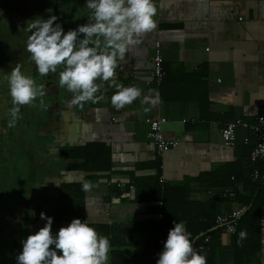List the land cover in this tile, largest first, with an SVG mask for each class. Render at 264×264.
I'll use <instances>...</instances> for the list:
<instances>
[{
	"label": "crops",
	"instance_id": "0c3cea01",
	"mask_svg": "<svg viewBox=\"0 0 264 264\" xmlns=\"http://www.w3.org/2000/svg\"><path fill=\"white\" fill-rule=\"evenodd\" d=\"M154 3L156 28L127 49L115 70V85L140 89L136 100L115 109L111 97L117 87L105 82L96 99L81 108L70 106L72 94L64 95V89V99L49 102L51 110L37 122L32 119L33 132L23 130L29 133L25 140L39 147L29 145L26 152L33 163L19 165L14 203L23 217L33 220L34 232L46 223L41 212L53 218V234L74 218L86 221L99 236L102 225L158 221L163 204L151 197L164 189L172 204V186L182 187L179 196L202 213L220 216L242 208L244 213L251 193L247 179L264 185V169L259 172L248 160L255 145L252 131L237 128L233 146H226L220 133L228 121L252 124L256 116H264V0ZM156 42L167 76L162 90V82L156 86L152 81ZM158 117L167 120L164 137L177 141L161 155L146 137L145 120ZM104 150L109 166L102 163ZM96 153L97 167L85 165L83 155L94 161ZM85 183L89 191L83 190ZM263 206L259 246L245 264H264ZM230 243L231 235L222 232L217 264L234 263Z\"/></svg>",
	"mask_w": 264,
	"mask_h": 264
},
{
	"label": "clouds",
	"instance_id": "9594fccd",
	"mask_svg": "<svg viewBox=\"0 0 264 264\" xmlns=\"http://www.w3.org/2000/svg\"><path fill=\"white\" fill-rule=\"evenodd\" d=\"M85 7L90 12L87 23L67 32L55 23V15L31 20L27 26L31 35L26 43V51L40 76L55 73L63 66L58 73L59 85L72 94L70 106L81 108L96 99L105 82L115 85L119 60L130 46L139 43V37L156 28L154 18L158 13L154 0H86ZM7 81L13 105L8 126L14 127L20 118V106L32 105L47 93L21 72L20 65L11 70ZM115 86L111 105L117 110L141 95L135 86ZM40 103L43 104L42 99ZM83 190L89 191L90 185L85 183ZM40 218L46 223L22 241L17 264H108V237L99 236L86 221L74 218L53 234V218L43 212ZM190 236L184 222H174L156 264H207L206 256L194 249ZM246 238L247 232L240 231L237 243Z\"/></svg>",
	"mask_w": 264,
	"mask_h": 264
},
{
	"label": "flooded vegetation",
	"instance_id": "af4514ba",
	"mask_svg": "<svg viewBox=\"0 0 264 264\" xmlns=\"http://www.w3.org/2000/svg\"><path fill=\"white\" fill-rule=\"evenodd\" d=\"M23 1L24 11L22 14H11L9 11L7 16L3 14V10L0 11V21L3 16L8 18L7 21L3 18L6 23L3 22L0 26L2 66H8L10 70L7 77L13 68L20 65L21 72L32 77L37 85H42L47 94L38 97L32 105L20 106V118L14 127H9V112L13 105L8 85L5 87L4 80L0 81V264H17L16 256L21 252L22 241L28 235L35 233L33 220L29 215L23 217L16 210L14 203L18 198L15 191L19 189L21 181L18 179L19 165L22 164L21 161L25 162L23 164L27 167L33 163L29 157L30 154L26 151L30 150L27 149L29 145L34 146V141L29 139L26 141L29 133H25L23 130L33 132L35 126L32 125L34 123L32 119L39 108L43 105L49 112L51 108L48 107V101H56L66 89L59 85L58 73L63 70V66L47 76H40L37 72L34 62L30 59V54L26 51V43L31 35L27 26L33 19H47L49 16L55 15L58 17L55 23H59L67 32L70 29H76L78 25L87 23L90 15L89 10L85 7L86 0H37L38 5L35 0ZM5 43L7 47H4ZM20 60H23V63ZM41 99L43 100L42 105ZM22 144L24 145L22 146ZM23 152H26L27 157L22 160ZM2 155L3 157H1ZM8 161L11 163L9 170ZM4 171L9 173L14 171L12 178L8 174L3 175ZM4 178L7 179V182ZM64 224L65 222L57 223V225Z\"/></svg>",
	"mask_w": 264,
	"mask_h": 264
},
{
	"label": "trees",
	"instance_id": "16d2710c",
	"mask_svg": "<svg viewBox=\"0 0 264 264\" xmlns=\"http://www.w3.org/2000/svg\"><path fill=\"white\" fill-rule=\"evenodd\" d=\"M23 2V0H0V11L3 10V14L7 16L9 11L11 14H22L24 11ZM36 5H38L37 2ZM166 79L167 76H164L160 85L161 90ZM98 154L96 153V155ZM83 156L85 165L92 166L99 163V155L92 157L95 158L94 161L90 156L87 157L85 154ZM100 156L104 158L102 163L109 166L107 150H104ZM250 163L257 166L259 172L263 171V162ZM95 167L97 166L95 165ZM247 181L251 187L249 190L251 192L250 197L245 201L246 210L240 216L235 231L231 234L230 248L234 255L233 264H245L244 260L257 249L260 242V215L261 206L264 204V195L262 194L264 193V185L261 184L260 180L251 183L250 178H248ZM244 186L246 189L245 184ZM170 190H173L172 193L176 195L172 196V204L168 203L166 190L161 191L160 188L151 197L152 200L150 199L151 201L156 199L162 201L161 218L158 221L101 226L100 236H107L111 246L108 264H156L158 253L163 249V242L174 222L185 223L186 231L191 233L190 239L194 249L199 254L206 256L207 264H217L215 262V249L219 246V235L223 232L222 228L215 225V219L219 214L214 211L202 213L195 203L186 200L185 195L181 198L179 194L183 189L180 186H172ZM237 197L239 198V196ZM242 230L247 232V238L238 244V236ZM204 238H208V243L204 244ZM201 246L205 247L201 249Z\"/></svg>",
	"mask_w": 264,
	"mask_h": 264
},
{
	"label": "built area",
	"instance_id": "2783aa9c",
	"mask_svg": "<svg viewBox=\"0 0 264 264\" xmlns=\"http://www.w3.org/2000/svg\"><path fill=\"white\" fill-rule=\"evenodd\" d=\"M161 53L160 45L158 42L154 46V54L151 58V63L153 67V78L152 81L156 86H159L162 80L164 79V72L161 68ZM148 125V132L146 137L150 140L154 146L157 155H161L165 150L170 147L177 145L176 140H168L164 137L162 126L167 122L163 117L158 118H147L145 120ZM249 128L254 136L255 145L251 149L248 160L250 162H263L264 163V116H256L252 124H248L240 119H235L226 122L220 130L222 140L226 146H233L235 143V131L237 128ZM246 141V140H245ZM255 179L258 177L257 171L253 173L252 176ZM156 205L161 206V203L158 202ZM243 209V208H242ZM239 209L236 212L230 214H224L217 216L215 219V224L222 228L226 233L232 234L238 223L240 216L243 213V210ZM263 217H264V206H263ZM204 244L208 243V238H204ZM205 246H201L203 249Z\"/></svg>",
	"mask_w": 264,
	"mask_h": 264
},
{
	"label": "rangeland",
	"instance_id": "374dc122",
	"mask_svg": "<svg viewBox=\"0 0 264 264\" xmlns=\"http://www.w3.org/2000/svg\"><path fill=\"white\" fill-rule=\"evenodd\" d=\"M37 0H35V2H36ZM34 2V3H35ZM7 21L8 20V18L6 17V16H3L2 18H1V20L2 21H0V26L3 24V22L4 23H6L5 21H4V19ZM4 47H7L6 46V43H5V45H4ZM2 60H3V54H1L0 53V81H2V80H4L3 82H5L4 83V86L6 87L7 85H8V81H7V77H6V75H7V73L10 71L9 69H8V66H2ZM23 60H20V62H22ZM23 63V62H22ZM2 71V72H1ZM0 101H1V99H0ZM1 157H3V155L1 156ZM26 157V156H25ZM2 161V160H1ZM10 161V160H9ZM8 161V162H9ZM8 165H9V167H8V170L11 168V163L9 162L8 163ZM12 173H14V171H11ZM12 173H9L8 171L6 172V171H4L3 172V175L4 174H8L9 176H11V178H12V176H13V174ZM4 180L7 182V179L6 178H4ZM18 190H16L15 192H17Z\"/></svg>",
	"mask_w": 264,
	"mask_h": 264
},
{
	"label": "water",
	"instance_id": "95a60500",
	"mask_svg": "<svg viewBox=\"0 0 264 264\" xmlns=\"http://www.w3.org/2000/svg\"><path fill=\"white\" fill-rule=\"evenodd\" d=\"M68 91L66 90L65 92H64V95H66V93H67ZM59 98H65V96H59ZM48 102H50V101H48ZM44 106L42 105L40 108H39V110H38V112L35 114V116H34V121H39V118L41 117V115H43V113H44ZM45 113H46V109H45ZM44 113V114H45ZM27 141V140H26ZM34 146L33 147H35L36 149H38V147L39 146H37V145H39V144H37V145H35V144H33ZM28 149V148H27ZM23 156V155H22ZM22 159H25L24 157L22 158Z\"/></svg>",
	"mask_w": 264,
	"mask_h": 264
},
{
	"label": "bare ground",
	"instance_id": "6f19581e",
	"mask_svg": "<svg viewBox=\"0 0 264 264\" xmlns=\"http://www.w3.org/2000/svg\"><path fill=\"white\" fill-rule=\"evenodd\" d=\"M216 225V224H215ZM216 227H218L217 225H216ZM218 228H220V227H218ZM223 232H225L224 230H223ZM226 233V232H225ZM227 234H229V233H227ZM233 234V233H232ZM231 235V234H230Z\"/></svg>",
	"mask_w": 264,
	"mask_h": 264
}]
</instances>
